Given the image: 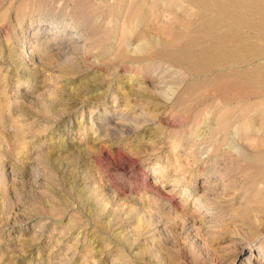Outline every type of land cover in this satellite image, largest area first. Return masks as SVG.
<instances>
[{"label":"rangeland","instance_id":"374dc122","mask_svg":"<svg viewBox=\"0 0 264 264\" xmlns=\"http://www.w3.org/2000/svg\"><path fill=\"white\" fill-rule=\"evenodd\" d=\"M134 2L0 0V264H264L234 260L239 240L264 247V172L244 156L264 152V77L241 76L264 54L197 70L174 54L215 41L190 44L196 14L264 33L159 10L145 52L119 35Z\"/></svg>","mask_w":264,"mask_h":264},{"label":"bare ground","instance_id":"6f19581e","mask_svg":"<svg viewBox=\"0 0 264 264\" xmlns=\"http://www.w3.org/2000/svg\"><path fill=\"white\" fill-rule=\"evenodd\" d=\"M101 1L112 3L110 4L111 6L109 7L111 9L120 7L121 11L119 13L124 12L125 8L129 5V4L126 5L127 1L129 2V0H97V2H101ZM132 6L133 7L130 12V17L128 18L132 22L136 20V23L140 25V27H137L135 25L136 27H133L132 29L129 28L121 32L119 31V35L122 37L121 41L123 42V44H125L127 40L132 36L130 34H133L132 32L136 31V33L134 32V35L137 34V40L140 41V43L142 44L141 45L142 50L145 52L150 50V48L157 42L156 36H158V34L156 33L157 35L155 36L153 35V32L151 30L147 29V26L150 25L152 23L151 21L154 20L156 11L161 10V11L170 12L171 10H180V9L183 10L184 8H196L198 9V11L200 10L216 11V14H226L228 15V18L231 21L241 24L243 26H245L248 23H251L250 22L251 19L249 18V16H251L252 12H254L255 10L264 12V0H135ZM124 13L122 15H124ZM202 18L203 16L201 14L195 15V19L198 21L199 24L196 26L194 32L189 36L192 37L193 39L190 42V44L193 47L198 46L200 44V40L198 39L200 35L202 36L210 35L208 34L210 31L215 32L214 34L215 41L210 46H204L203 48H199V49H192L191 56H188V54L182 53L181 51H176L174 52L176 57H179V59L183 60L184 62L186 60L192 61L193 62L192 64L196 67L197 70L200 69L201 67L204 68L208 66V64L219 63L225 59L228 60L229 56H235L240 53L250 52L251 46L248 47L249 49L248 51L245 50L246 47H244V49L239 50L237 49L238 46H235L233 44L234 42L244 41V37H245L244 35H240V34L238 35L236 34L235 31L225 33V30H221L223 29L224 22L219 21L220 19L218 20L216 16L207 18L206 19L207 21L205 20L206 21L205 24L200 23L202 21ZM160 21L165 22L164 19H161ZM253 21L255 20L253 19ZM118 26L116 28L114 27L117 31L120 29ZM48 27H52V26H48ZM67 27L71 28L72 34L71 33L70 34L73 38L77 40V42L83 40V34L80 32V30L77 28L76 25L71 26V22H69ZM219 33L223 35L219 36ZM173 37L175 40L181 41V39L183 38V34L181 32H178L175 33ZM163 41L164 43H166L165 39ZM84 45L85 44L83 45L81 44V46ZM31 51L32 50L29 49L25 52L31 55V53H33ZM124 51L122 50L121 55H125ZM184 91L177 96L176 99L177 102H181V101L183 102V100H185L182 95ZM244 156L247 157L249 164L260 166L261 171L264 172V152L260 151L257 153H249V154H245ZM259 186L261 188L259 190V194H261L262 197H264V189L262 190V188H264V182L259 183ZM195 202L200 207L198 211L202 213V214L200 213L199 217L203 219L204 222L210 220L211 217L209 211L210 207H208V205L205 204L204 201H203L204 203H202V201L199 198H196ZM261 202L263 204V207L260 209V211L263 212L264 199ZM246 250L247 252H245ZM242 254H243L242 262L245 259L262 258L264 256V247L263 249L261 247L260 249L254 250L250 247L249 244H245L242 240H239V242L237 243L236 252L234 254V260L237 259L239 260L240 259L239 256Z\"/></svg>","mask_w":264,"mask_h":264},{"label":"crops","instance_id":"0c3cea01","mask_svg":"<svg viewBox=\"0 0 264 264\" xmlns=\"http://www.w3.org/2000/svg\"><path fill=\"white\" fill-rule=\"evenodd\" d=\"M249 18L251 19L250 20L251 23L246 24L244 28L251 29L256 32L264 33L263 31L264 30V12L255 10L254 12H252ZM253 19L255 21H253ZM263 40L264 39L262 37H257L255 40L253 39V37L249 38V35L248 36L246 35L244 37V41H239L238 44L246 47L245 50H248V51H249L248 47L251 46L250 52L240 53L235 56H229L228 61L229 62L248 61L250 57H252L251 60L253 59L259 60V58L262 57L261 55L264 54V50L263 51L260 50L255 44L256 42H260ZM251 72H244L242 73L241 76H243L244 79L252 80L249 82H254V79H256L257 77L258 78L264 77V64L253 63L251 67Z\"/></svg>","mask_w":264,"mask_h":264}]
</instances>
